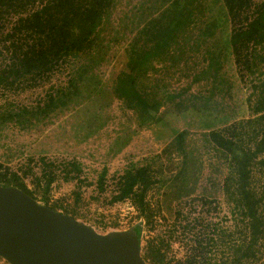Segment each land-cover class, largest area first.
<instances>
[{
    "label": "rangeland",
    "instance_id": "obj_1",
    "mask_svg": "<svg viewBox=\"0 0 264 264\" xmlns=\"http://www.w3.org/2000/svg\"><path fill=\"white\" fill-rule=\"evenodd\" d=\"M139 1L130 0L133 23L130 31L129 27L127 30L129 40L138 37L142 24L139 12L144 10L147 20L148 14L161 6L160 2H151L138 10ZM206 5L209 14L214 15L212 20L218 24L216 33L199 35L200 27L201 31L206 29L207 18L197 19L189 30L186 52L177 58L168 55L166 62L157 65L159 71L151 70L144 78L149 99L153 100L151 92L155 88L161 90L163 107L153 120L141 126L144 119L141 112L115 97L106 105V90L110 89L119 69L117 54L125 47L122 39L115 43L109 58L99 67V77L86 79L81 94L69 98L61 94L73 74L72 60L60 62L52 71L24 80L18 86L0 88V162L11 170L34 172L38 166L35 159L47 158L50 162L45 163L50 171L64 168L67 182L64 191H71L49 202H61L59 207L64 212L70 211L83 220L115 214L126 224L146 218L131 198L121 200L119 206L113 205L107 200L106 191L117 190L120 177L129 168L150 166L156 182L147 197L156 215L152 222L145 224L141 241L145 247L165 238L177 214L184 221L187 213L193 212L196 201L213 199L217 206L220 201L227 210L231 209L233 206L224 191L229 163L224 152L210 139L209 131L225 126L226 122L252 117L249 96L253 93L252 85L259 84L264 75V60L253 70L254 74L239 70L224 45L230 23L222 7L216 0H206ZM209 48L220 52L218 63L211 64ZM4 63L7 60L0 59V64ZM96 86L101 89L98 96ZM50 94L56 100L46 106ZM39 106L45 111L38 110ZM6 111L18 114L7 118ZM179 133L182 142L177 138ZM83 166L91 168L89 175L84 174ZM105 169L102 189L100 183ZM82 175L86 178L74 184L75 177ZM94 177L99 178L102 196H92L93 203H90L84 200L81 186L90 193L87 189ZM252 185L258 189L264 185V172L258 166L254 167ZM214 211L217 213L218 208ZM208 220L222 221L225 229L233 225L226 214H207L205 224ZM192 235L181 232L176 237L170 249L172 259L186 255ZM261 248L264 253V243ZM0 264L10 263L0 257Z\"/></svg>",
    "mask_w": 264,
    "mask_h": 264
},
{
    "label": "trees",
    "instance_id": "obj_2",
    "mask_svg": "<svg viewBox=\"0 0 264 264\" xmlns=\"http://www.w3.org/2000/svg\"><path fill=\"white\" fill-rule=\"evenodd\" d=\"M151 2H160L161 6H156L147 20L145 11L139 12L142 24L138 37L129 40L127 30L129 27L130 31L133 23L130 0H0V59L7 60L4 65L0 64V88L18 86L52 71L60 62L72 60L75 63L73 74L61 94L64 98L81 94L86 79L99 77V67L107 61L115 43L123 39L125 47L117 54L119 69L110 89L106 90V105L111 104L114 97L121 99L128 107L141 112L144 119L140 125H146L156 117L163 103L160 88H155L151 92L153 100L149 99L144 78L151 70L159 71L157 65L166 62L168 55L177 58L186 52L187 36L197 19L207 18L206 29L201 31L200 27L199 35L216 33L218 26L212 20L213 14H209L206 0H140L136 8L140 10ZM216 2L230 23L224 40L227 52L239 70L254 74L253 70L264 60V0ZM208 50L211 64L218 63L220 52ZM257 83L252 85L253 93L249 96L252 117L226 122L225 126L209 131L210 139L224 152L229 163L224 191L233 206L230 218L233 225L223 229L215 223L211 231L208 226L211 227L212 222L208 220L210 222L205 224V215L187 216L185 230H193L196 225L203 227L194 232L190 255L179 264H264L261 248L264 185L262 189L252 185L254 167L264 172V75ZM100 86L103 87L102 83ZM96 90L98 96L101 89ZM55 100L50 94L46 106ZM42 108L39 106L38 110L45 111ZM12 112H5L7 118L18 114ZM177 138L182 142L181 133ZM52 173L43 189L35 191L28 188L17 170L0 162V183L18 186L39 201L59 209L61 202H49ZM106 173L105 169L100 183L102 189ZM155 182L150 166L131 167L120 177L119 192L113 200L131 198L146 222H152L156 210L147 196ZM204 203H208V199ZM65 213L71 212L66 210ZM173 226L168 233L171 238L177 233L175 220ZM137 227L142 233V222ZM167 246L165 238L148 246L147 255L152 263L163 264L166 258L163 249ZM212 246H225L221 260H214L208 253Z\"/></svg>",
    "mask_w": 264,
    "mask_h": 264
},
{
    "label": "water",
    "instance_id": "obj_3",
    "mask_svg": "<svg viewBox=\"0 0 264 264\" xmlns=\"http://www.w3.org/2000/svg\"><path fill=\"white\" fill-rule=\"evenodd\" d=\"M137 225L98 232L85 220L0 183V257L10 264H149Z\"/></svg>",
    "mask_w": 264,
    "mask_h": 264
},
{
    "label": "built area",
    "instance_id": "obj_4",
    "mask_svg": "<svg viewBox=\"0 0 264 264\" xmlns=\"http://www.w3.org/2000/svg\"><path fill=\"white\" fill-rule=\"evenodd\" d=\"M36 162L38 163V166L35 170H33L34 172H29V170H17L19 175L23 178L24 182L26 183V185L28 186L29 189L31 190H38L41 191L42 187H44L48 181L49 178V173L51 172L46 163H49L50 160H47V158H45V161H43L42 159H35ZM74 160V159H73ZM46 162V163H45ZM91 168L83 166V171L84 174L89 175V173H91ZM53 173V181L50 183V187H49V200L52 201H56L58 200L57 198L60 199L61 196H67V194H70L71 191H64L65 185L67 184L66 180V172L64 171L63 167H60V169L54 170L52 171ZM86 178L84 177V175H82L81 177H75L74 179V184H76L78 182V184L80 183V179ZM37 179H39V182L37 181ZM36 180V181H35ZM92 181V185H90V187L87 189L88 191H91L90 193L85 192V187L81 186L82 191H84V200L90 203L92 202V196H102L101 191L99 189V178L98 177H94L90 179ZM57 187H59L57 189ZM79 188V187H78ZM119 189L114 190V191H106V195L109 197L107 200L108 201H112L113 205H120L121 204V200L118 201H114L113 197L114 195L118 194ZM40 198H41V194H40ZM129 198H126L125 200H128ZM206 199H204L203 201H196L193 203V212H188L186 217L189 216L191 218L192 216H197L199 214H203L206 215L207 214H220V215H225L226 214V218H231L232 217V208L229 210H227L226 205L223 202H218L219 205L217 206V202L213 199H208V203H204ZM50 202V203H51ZM216 208H218V211L216 213V211H214ZM58 210L63 211L61 208H59ZM187 210V209H186ZM64 212V211H63ZM181 213V212H180ZM178 216V214L176 215ZM174 217V220L177 222V233L175 235V237H169V235H164L165 239H166V243L168 244L167 247H164L163 251H165L166 253V258L163 262V264H179L180 261H184L185 259H187V257L190 255V248H191V241L192 238L194 237V232L198 231L199 228H202V225H196V227L193 230H185L184 226H186V217L184 221H181L178 217ZM174 220H172V223L169 225V229L173 228L174 226ZM87 223L93 225V227L101 233H106L109 231H114V230H126L128 228H130L133 225H137L138 223L142 222L143 224V231H142V237H143V232H144V228H145V224H146V220L141 218L139 219L137 222H133V223H129L126 224L125 221H123L122 217H116V215H111V216H96L93 220H85ZM217 223L218 225H216L218 228H223L225 229V227L221 226L223 224L222 221L219 220H215L214 223H212V228L211 231L213 230V225ZM155 230V227L154 229ZM163 232H166L163 231ZM181 232L185 235L188 233H192L193 235L191 236L192 238L189 240V245L187 247V253L184 257H180L177 259H172L170 257V249L173 245V243L176 241V237L179 236L181 234ZM142 241V238H141ZM159 242V241H158ZM160 243V242H159ZM147 249L148 247H145L143 245V242H141V252L142 255L144 257V259L149 263V264H154L152 263V259L147 255ZM225 246L222 247H216V246H212L211 251L208 252L209 254H211V256L215 259H217V261L221 260V256H222V251L225 250ZM4 260V259H3Z\"/></svg>",
    "mask_w": 264,
    "mask_h": 264
},
{
    "label": "crops",
    "instance_id": "obj_5",
    "mask_svg": "<svg viewBox=\"0 0 264 264\" xmlns=\"http://www.w3.org/2000/svg\"><path fill=\"white\" fill-rule=\"evenodd\" d=\"M74 214V213H73ZM75 215V214H74Z\"/></svg>",
    "mask_w": 264,
    "mask_h": 264
}]
</instances>
